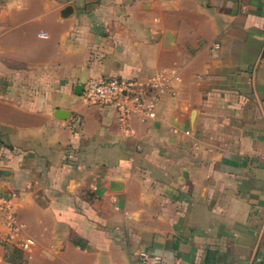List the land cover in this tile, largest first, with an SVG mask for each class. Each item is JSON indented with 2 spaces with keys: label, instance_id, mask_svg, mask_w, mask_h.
Masks as SVG:
<instances>
[{
  "label": "crops",
  "instance_id": "crops-1",
  "mask_svg": "<svg viewBox=\"0 0 264 264\" xmlns=\"http://www.w3.org/2000/svg\"><path fill=\"white\" fill-rule=\"evenodd\" d=\"M160 71L154 120L76 92ZM0 169V264H264V0H0Z\"/></svg>",
  "mask_w": 264,
  "mask_h": 264
},
{
  "label": "built area",
  "instance_id": "built-area-1",
  "mask_svg": "<svg viewBox=\"0 0 264 264\" xmlns=\"http://www.w3.org/2000/svg\"><path fill=\"white\" fill-rule=\"evenodd\" d=\"M168 91L172 95L176 94L170 77L160 71L144 79L90 77L83 85L81 97L87 103L112 106L120 123L126 124L133 115L140 121L154 120L157 104ZM31 244V239L20 237L13 195L0 191V247L8 253L13 247L29 249ZM140 259L145 264H161L159 256H150L147 252H142Z\"/></svg>",
  "mask_w": 264,
  "mask_h": 264
},
{
  "label": "water",
  "instance_id": "water-1",
  "mask_svg": "<svg viewBox=\"0 0 264 264\" xmlns=\"http://www.w3.org/2000/svg\"><path fill=\"white\" fill-rule=\"evenodd\" d=\"M68 10H69V7H67V8L65 9V11H68ZM85 81H86V80L81 81V82L76 86V92H77V93H79V94L82 93V91H83V85H84ZM57 115H58L59 117H65V115H66V111H63L62 109H58ZM7 175H8V171H5V170H3V169H0V177L4 178V177L7 176Z\"/></svg>",
  "mask_w": 264,
  "mask_h": 264
}]
</instances>
